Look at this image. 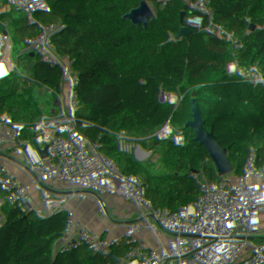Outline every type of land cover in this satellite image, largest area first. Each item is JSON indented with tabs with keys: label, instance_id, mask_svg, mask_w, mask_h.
Returning <instances> with one entry per match:
<instances>
[{
	"label": "trees",
	"instance_id": "obj_1",
	"mask_svg": "<svg viewBox=\"0 0 264 264\" xmlns=\"http://www.w3.org/2000/svg\"><path fill=\"white\" fill-rule=\"evenodd\" d=\"M91 1L0 6V20L20 16L3 29L29 18L32 5L40 7L31 29L17 28L13 69L4 67L0 75V129L9 138L0 154L23 157L12 174L18 186L33 191L35 250L51 255L40 262L116 264L128 252L153 264L143 259L152 230L162 259L171 264H242L249 256L247 242L264 257V242L255 236L258 210L264 219V0H249L258 19H246L243 30L217 15L207 24L208 35L167 18L186 50L170 44L156 49L158 40L143 33L155 66L145 72L146 89L165 116L174 152L202 172L193 188L188 174L162 164L129 172L148 139L138 129H126L128 105L118 79L105 91L84 92V82L103 71L107 42L60 35L68 19L86 14L84 5ZM7 50L1 40L0 57ZM101 132L114 139L106 160L83 150ZM193 190L199 199L216 197L225 220L187 205ZM230 199L245 206L243 215L229 208ZM20 214L19 202L0 193V219L8 223L0 230V247L14 242ZM120 224L138 231L120 233ZM231 227L246 241L230 233Z\"/></svg>",
	"mask_w": 264,
	"mask_h": 264
},
{
	"label": "built area",
	"instance_id": "obj_2",
	"mask_svg": "<svg viewBox=\"0 0 264 264\" xmlns=\"http://www.w3.org/2000/svg\"><path fill=\"white\" fill-rule=\"evenodd\" d=\"M4 1V0H3ZM6 4L12 8L9 0ZM223 2V1H222ZM163 10L153 0H92L84 5L86 14L81 17L68 19L62 26L60 40L67 34H82L85 39L91 42H107L108 54L104 59V68L100 74L88 78L83 89L85 93L96 90L105 91L113 79L120 81L121 100L127 101L130 95L138 90V79L135 71L129 69L131 58L128 39L137 32L147 34L158 40L156 49L164 44L172 47L187 49V45L174 34L166 19L173 17L176 7V0H164ZM37 6V5H36ZM131 10L125 11V8ZM15 9V8H14ZM220 17L226 22L232 21L238 30L244 29L246 19L253 17L249 0H224L219 10ZM29 18L19 23L17 27L3 29L1 25L8 21L19 20L20 16L15 14L6 19L0 20V41L8 35L16 36L17 28L31 29L33 18L40 15V7L35 10L32 7L27 11ZM264 29V20H260ZM12 53L15 60L16 54ZM162 74L157 73L156 78L162 79ZM149 134L147 136L148 146L142 150V157L169 168L178 169L189 175L192 188L202 179V172L197 166L174 152L173 142L169 139L168 125L163 113L146 112ZM126 129H132V118L130 110L125 115ZM0 144L8 145L9 138L0 129ZM20 152L11 154H0V193L8 199H15L20 205L21 222L15 226V240L10 245L0 247V264H42L40 261L51 257L46 252L35 250L37 206L32 196L33 191L28 186H18L12 174L13 167L22 160ZM133 168L129 169V172ZM186 203L194 206L210 216L223 217V209L219 200L211 196L205 200L199 199L193 190L186 197ZM229 208L237 215H243L245 206L237 204L233 199L228 203ZM261 232H264V219H257ZM130 234L124 226V233ZM230 233L246 241L244 234L233 227ZM133 235V234H132ZM249 256L242 264H264V257L260 256L255 244L247 242ZM78 264H86L81 262ZM116 264H142L126 252Z\"/></svg>",
	"mask_w": 264,
	"mask_h": 264
},
{
	"label": "crops",
	"instance_id": "obj_3",
	"mask_svg": "<svg viewBox=\"0 0 264 264\" xmlns=\"http://www.w3.org/2000/svg\"><path fill=\"white\" fill-rule=\"evenodd\" d=\"M160 8L163 10L164 0H153ZM224 0H217L218 10L221 9ZM2 6H8L6 1H2ZM212 2L209 0H181L177 2V7L174 13V18L177 19V24L185 22L200 32H205L207 29V24L212 21L214 14L211 12L210 4ZM10 7V6H8ZM11 8V7H10ZM252 6L250 4V10L252 15L255 13L252 12ZM12 9H14L12 7ZM256 16V15H255ZM26 20V19H25ZM19 24L16 25V27ZM143 33L134 34L128 39L130 45L131 58L129 61V69L135 71V75L138 79V90L130 95L127 99L128 110H130L132 118V128L140 130L144 135L148 136L149 127L147 123V114L146 112L151 113H160L158 110L157 104L151 100L149 93L146 89L145 84V72L152 70L155 66L150 61L151 45L145 41L143 38ZM15 36L8 35L3 37L8 43V50L0 57L2 61L6 62L9 65L13 66L12 53L18 52L19 49H16V43L14 41ZM143 38V39H142ZM14 44V45H13ZM18 46V45H17ZM14 48V51L12 50ZM0 61V62H2ZM11 63V64H10ZM3 64V62H2ZM0 63V65H2ZM21 222V217L19 219ZM127 228L133 232L130 234L135 235V230L137 227L130 224ZM138 231V230H137Z\"/></svg>",
	"mask_w": 264,
	"mask_h": 264
},
{
	"label": "water",
	"instance_id": "obj_4",
	"mask_svg": "<svg viewBox=\"0 0 264 264\" xmlns=\"http://www.w3.org/2000/svg\"><path fill=\"white\" fill-rule=\"evenodd\" d=\"M3 0H0V6L3 5ZM18 1L19 0H9L13 8H16L18 6ZM212 3L210 4V9L211 12L214 15H217L220 17V13L218 10V2L217 0H209ZM227 25L229 27H234L235 24L232 21L227 22ZM211 28L208 27L205 31V33L208 35L210 33ZM16 49L18 50L19 47L16 45ZM1 60V58H0ZM113 149V144L110 141L109 137L107 136L106 133L101 132L99 137L96 140L91 141L87 145L83 147V150L89 152L91 155L96 156V157H101L103 160H106L109 152ZM139 154H140V159L138 163L133 167L134 171H138L142 168H145L149 165H152L154 162L148 160L147 158L142 157V150H143V144L139 145ZM214 161V158L210 156L208 158V162L212 163ZM119 231L120 233H124V225L120 224L119 226ZM255 236L262 242H264V235L261 231L256 230L255 231ZM150 251L147 252L144 256L143 259H148L153 262V264H171L170 261L165 262L162 259V250L160 247V244L158 242L156 233L152 230L150 233Z\"/></svg>",
	"mask_w": 264,
	"mask_h": 264
},
{
	"label": "rangeland",
	"instance_id": "obj_5",
	"mask_svg": "<svg viewBox=\"0 0 264 264\" xmlns=\"http://www.w3.org/2000/svg\"><path fill=\"white\" fill-rule=\"evenodd\" d=\"M36 5H32V10H35L36 9ZM32 24H33V22H32ZM47 31V30H46ZM47 33H49V31H47ZM61 36V35H60ZM47 37L49 38V39H52V40H54V39H56L57 37H56V35H54V36H51V35H47ZM14 45V44H13ZM12 50L14 51V48L12 47ZM0 61H2V60H0ZM2 62H3V64H2ZM2 62H0L5 68H7V69H9V70H12L13 69V66L12 65H9V64H7L6 62H4V61H2ZM11 64V63H10ZM108 137H109V139H110V141L112 142V144L114 143V139H113V137L111 136V135H108ZM257 218L258 219H261L260 218V212H259V210H258V212H257ZM8 225V223L5 221V219H0V230H4L5 228H6V226ZM131 233L133 232L131 229L129 230ZM137 233V230H135V234ZM5 245V244H4Z\"/></svg>",
	"mask_w": 264,
	"mask_h": 264
},
{
	"label": "snow or ice",
	"instance_id": "obj_6",
	"mask_svg": "<svg viewBox=\"0 0 264 264\" xmlns=\"http://www.w3.org/2000/svg\"><path fill=\"white\" fill-rule=\"evenodd\" d=\"M4 74H5L4 66L0 65V75H4Z\"/></svg>",
	"mask_w": 264,
	"mask_h": 264
}]
</instances>
